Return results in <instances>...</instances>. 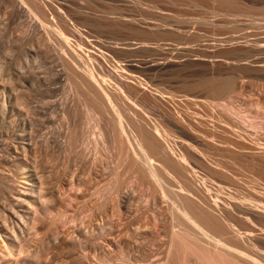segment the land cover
Returning a JSON list of instances; mask_svg holds the SVG:
<instances>
[{"label":"rangeland","instance_id":"rangeland-1","mask_svg":"<svg viewBox=\"0 0 264 264\" xmlns=\"http://www.w3.org/2000/svg\"><path fill=\"white\" fill-rule=\"evenodd\" d=\"M13 1L14 0H0V60H1V65L3 64L2 65L3 70L0 73L1 74L0 75V90H1L0 91V93H1L0 99L2 100V101L0 100V106L3 104V101H4L3 98L6 97L5 95H7V97H9L12 94L11 98H13V97H17L16 94L18 91H22V92H20L21 94L23 92H25V93L27 92L26 93L27 97L25 98V102L22 103L23 104V105H21L22 107L21 106H20L21 108L19 107L22 112L18 108L17 115L11 116V114H8V115L6 114V117H4L5 115L0 117V129L3 127L6 128V125H8V127L6 129L9 128L8 130H6L5 128L0 130V133H1L0 139L5 140L7 138L6 135L8 133H6V131L7 132L9 131L12 133V132H14V130L17 129L16 130L17 133H19L20 131L22 132L23 130L26 131V133L33 131L35 137L39 135L38 137H36V140H38L41 143L44 142V141H42V140H44L42 137L45 136L46 138L45 137L44 138L46 139V141L48 140L49 147L52 145L49 148L50 151H48L46 149H42V151H38L35 155H34V153H31L32 159H34L35 157H36L35 159H39V160L41 158L43 159V160L41 159L42 161L40 160L41 162H39V163H41L42 166H43V164L46 165V170H48V172H49V174H47V175H50V178L48 177L47 182L55 179V181L53 180L54 182L51 181L48 183H50V185L52 183H53L52 185H54V183H55V185H57L59 188L62 185L60 188L61 190L58 189V191H57V189H56V193H58V194L61 193V194H60V196H58L57 194L54 195V197L58 196V197H56L57 198L56 200L54 199L55 202L51 198V199H49V201L53 202L51 204L49 203V201H47V202H45L46 204H43L44 206L41 207V205L38 203V206H39L38 208L41 207L38 212H40V214L41 213L43 214L42 217H44V219H46L48 217V219H46V220L47 221L49 220L51 223L48 221L50 223L48 226L49 230H46L47 232L44 231V232H46V236H41L36 240L34 239V236H33V241H35V244H33L34 243L33 241H32L33 243L31 244L33 246L34 250L37 247L39 249V251H42L44 249L45 251L49 252L50 253L49 256L46 255L47 252L44 254V256H47L48 259L49 258L52 259V260L49 259V261H51V264H104V263L106 264L107 262H108L107 264H112L113 262H115V264H127L128 258L126 259L127 261H125L124 259L128 256H130L129 259L133 258L134 261L138 260L139 262L147 261L150 258H152V261H154L156 259H154L153 257L159 258V256H161V253H163V250H164L163 241L155 243V245L150 246V247H145V245H141V248L138 246H129L130 241L128 239L127 240L129 242L126 239H122V240L118 241L120 244L117 243L116 245L113 242L115 240V238H117V240L121 239L120 237H122L124 235V234H121V228H123L122 230H124V228H125L123 225L121 226V224L125 225L126 224L125 221L128 222V217L126 215L123 216V214H121V213H123L122 209L118 210L119 208L115 207L114 204H119V203H122L123 201H128L129 198L127 199V197H130L131 202L130 201L129 202L131 203L133 209H136V211L139 212L138 209H140L141 207H142L141 209L145 210V208H143L146 205L145 200L150 195V197H149L151 200L150 206L151 205L153 206V207H151V210L152 209L155 210L153 198L151 197V193L147 192V191H149V189L147 190V188L142 185L141 180L143 177H141V176H143V174H141V173L139 174V172L136 168L132 169V170L136 169L135 171H131V173L133 172L132 174L130 173V169H129L130 164L129 163L131 162L132 158L129 157V155H127L128 157L125 156L126 155L125 152H127V151H125V149H127L126 144L124 143V145L121 146V145H118V144H120V142L118 140H116L117 142L115 141V138L112 134V128H110L111 125H110V127L108 125L109 124V121H107L108 118L107 119L105 118L108 116L104 113L103 109L100 106L97 108V106L99 104L96 103L95 100L85 90H83L86 83L84 84L83 80L80 79L81 78L80 75L82 74L81 69H79V68L77 69L78 72L80 73L79 74L77 72L79 74L80 78L78 77V79H75L76 81H74V77L72 75H70L69 72H67L66 66H65L66 62H64L67 60V57L66 58L63 57L62 56L63 53L60 52V50H59L60 47H59V43H58V41H59L58 34L55 33L59 30L65 31V30H67L66 29L67 27H68V30L66 31V34H68L70 32V34H68V35L71 36V34H72V36H71L72 38L70 37L72 39V41L75 42V40H76V42H77V43L73 42L72 44H75V45L78 44L79 47L81 46L80 47L81 49L79 47L77 48V50H76L77 53L79 55H81V57L84 59H86L87 55H88L87 59H91L90 60V66L92 65L91 67L94 68L101 75H102V73H104V75L109 76V78L107 77L109 79V82L107 83L108 85L111 81H113V82H111L110 85H112V84L116 85V87L114 85H112L110 87V85H109V87L111 89H108L109 87H108V85H106L105 89L107 90V92L111 93V92H114V90L116 92L117 91V85H118L119 86L118 88L123 87L122 89L124 90L125 93H127V95L132 94L130 97L133 98V101L135 102V104L137 106V110H139V111H137L134 108V110H135L134 112H137V113L135 115V113L133 112L132 116L135 117V119L131 115H129L131 117H129L127 115L131 119L130 120L127 117L129 119V121H132V118L135 121L139 120V119H141L139 117L140 114L142 115L145 112H148V113L144 114L145 116L144 115L141 116L148 123V125H149L148 127H150V123H152V121L147 120L146 116L148 118H150L151 120L153 118L154 124L158 121H159V123L162 122L161 126L164 127L165 130L168 129V127L170 126L168 131L175 136H179V134H180L179 131L184 132V134H186V136L191 138L192 140L185 141L184 146H183L184 147L183 150L186 149L185 151L186 152L188 151V153H190L193 156L194 159H192V161L196 165V167L198 168L197 171L200 172L199 174L204 175L205 177H207L210 180H214L217 184H219L225 188H234L233 181L235 179H238L239 180V184H238L239 188L238 189L243 190L245 193L246 192L249 193L250 196L253 197V201H254V199L257 201V202L254 201L256 204H259V205L264 204V81H262V80H256V81L250 80L252 82L251 83L249 81V79H244L243 80L244 83L241 82L240 85L238 86V88L235 89L230 96L222 97L223 99L220 97L222 100L219 97H218L219 100L217 97H214V98H216L218 103H220V101H221V103L224 102L225 104L231 105L237 111H239L238 113H240V115L238 116V119L240 121H244V123H245L244 129H238L237 128V121H236L237 118L234 121L230 122L229 125H225L222 122H218V121L213 120L207 114V112L205 111L203 106H201L200 104L196 103V105H193V104H191V102H188V105H187V103L185 104L183 95H187L188 93H190V91L188 89L185 90V88L182 87L183 85L185 87V84L190 85V83H185L188 80H189L188 82L192 81L191 82V84H192L196 80H197V82H199L200 80H202V78L203 79H206V78L210 79V78H212L213 75L219 76V77L220 76L225 77V76H227L226 74L228 72H230L231 69L233 68L232 66L227 65L225 63L226 60L224 58L222 59L221 57H219L220 61H219V58H217V60L216 59L213 60V61H216L215 62L216 63L215 71L213 69L215 67L214 62H212V63H204L203 62L202 63V61L201 62L198 61V63H197L194 59L200 55H203V54L204 55H206V54L218 55V53H219L218 56H221V55L230 56L228 59L229 62H233V63L239 62V64H241V66H242V64L247 63L248 65L247 64L246 65L250 68V70H253V68L255 69V65L257 63L254 64L255 63L254 61L264 60V30H263L264 29V23H263L264 22V20H263L264 14L262 12V10H264V0H230V1L229 0L228 1L223 0L225 2H231L232 1L231 3H235V4L239 3V5L242 3L243 6H247V5L251 6V7L247 6V8L251 9V12H248L249 14L246 13L244 15H241L242 17L235 16L236 18H234V16L229 15L227 13H224V14L221 13L223 11L216 13L217 11L215 10L216 12H214L213 8H215V6H218V5L216 3H210L209 0H206L205 2H204V0H199L198 1L199 3L196 0H187V1L186 0H180L181 2L186 1L185 3H190V6H189V4L188 5L186 4L187 6H185V3H181L178 0L177 1L175 0L174 2L175 3L180 2L181 4L177 3V5H176L173 2V0H140V1H138V0H101V1H99V0L98 1L97 0H87L88 3L86 2V0H82L80 2H79V0H75V1L74 0H71V1L67 0L68 4L64 3L66 0L65 1L59 0L58 3H56L57 0H53V1L43 0L45 3H47L49 5V6H47L48 10H45L46 6H44L45 8L43 6H37V7L41 11H44L45 14H47V15L50 14L49 16H47V15L43 16L41 13V16H43L44 19H46V20H44V19L42 20L40 18L41 17L40 13H37V14H39L38 18L36 16H34L33 13H31V12L29 13V10L32 9V6H28L27 9L21 8V6L16 4V2L14 3ZM104 1L106 3H103ZM60 2H63L64 5L62 6V4ZM109 3L111 6L109 5ZM195 3L197 4V6L195 5ZM70 4H73V5L70 6ZM182 4L184 6H181ZM205 4L208 6H203ZM59 5H61V6H59ZM24 9L26 12L24 11ZM253 10H258L259 12L253 11ZM112 11H113V13H112ZM255 12H257L258 16L255 14ZM111 13H112V15L113 14L114 15L111 16ZM220 13L222 14V16ZM252 13L255 15H253ZM213 14H214V16H213ZM218 14H220V15H218ZM225 14H227V15H225ZM228 15H229V17L232 16L231 18H233V19L231 20V18H229ZM246 15H249V16H246ZM58 16L60 17L59 19L57 18ZM243 16H245V17L243 18ZM250 16L251 17L257 16V17H254V19L252 18L254 20V22L252 19H250L251 18ZM62 17H64V19ZM178 17H179V20H178ZM186 17H191L190 20L191 19L192 20L195 19V20H193V21L191 20V22H190V20H188V18L186 19ZM214 17H215V19H214ZM237 17H238V19H237ZM55 18H57V19H55ZM115 18H116V20H114ZM211 18H212V20H210ZM255 18H257V19L255 20ZM141 19H142V21H140ZM183 19L185 22H183ZM130 20H132L133 22L132 21L130 22ZM134 20H138V21H134ZM187 20H188V22H187ZM58 21H60V22L58 23ZM158 21H160V22H158ZM194 21L196 22V24ZM261 21H262V23H260ZM135 22H137V23H135ZM163 22H165V24H163ZM181 22H183L184 24L183 23L181 24ZM192 22H194V24ZM253 23H255V24H253ZM55 24H57V25H55ZM60 24H61V26H60ZM68 24H72L73 26L70 25L72 28H70V26H68ZM259 24L262 26L260 27ZM64 25L66 28L62 27ZM252 25H254V27H252ZM47 26H48V28H47ZM156 26L157 27L159 26V27L157 28ZM160 26L164 30L159 29ZM173 26L174 27L177 26V28H174ZM53 27H55L57 31H54L55 28H53ZM57 27H59V28H57ZM61 27H62V29H60ZM127 27H128V29H127ZM151 27H152V29L154 27H156V28H154V30H152L154 33L150 30ZM164 27H167V28H164ZM235 27H237V29H239V27H240V31L243 34L240 33L239 30H238V33H240L241 36L236 34L237 30ZM251 27H252V29H251ZM255 27H257L256 29H258V30H255L254 29ZM172 28L175 31H173ZM69 29H70V31H69ZM156 29H159L160 31L157 30V32H156ZM181 29L183 32L181 34H179L181 32ZM233 29H234V31H233ZM241 29H244V30H241ZM133 30H135V31H133ZM161 30H163V31H161ZM259 30H260L259 33H255L256 31H259ZM141 32H144V34ZM146 32H148V33L150 32L147 38L150 39L151 37H153L152 39H150V41H149L150 43L145 41V40H149L146 38V34H148ZM160 32H162V34H159ZM174 32H176V33L174 34ZM184 32H188V34L184 33ZM231 32L233 35L231 34ZM234 32H235V35H234ZM168 33H170V35L176 36V40L173 37H171ZM153 34H155V35H153ZM177 34H179V35H177ZM244 34H247L245 36H248V37L250 36L249 38L246 37L247 40L242 39L245 41H240V42H244L245 45H243L244 43L241 44L239 41H238L239 43L237 41L232 42L233 41L232 38L234 39L237 37H242ZM252 34H253V36H252ZM156 35H157V37H156ZM229 35H231V36H229ZM258 35H259V38H258ZM84 36H85V38H84ZM158 36L161 38H159ZM169 36H170V39L167 40V38ZM177 36H179V37L181 36V37L177 38ZM141 37H143V38H141ZM189 37L191 39H187ZM225 37H226V39H225ZM229 37H232V38H229ZM252 37H255V38H252ZM156 38H157V41L159 39V41H160V42L158 41L159 43L156 42L155 40L153 41V39H156ZM164 38H166V39L164 40ZM171 38H173L174 40L172 39V41H170ZM251 38H252V40H251ZM178 39H180V40H178ZM218 39L219 40L223 39V40H221V42L223 41V43L228 39V41L231 43L226 41L227 43H224V45L226 47L228 45V47H227V49L224 50L225 47H224L223 43L221 45L220 41ZM258 39L261 40L260 44L256 43L257 41H259ZM142 40H143V42H141ZM216 40H218L219 42H217ZM250 40L254 41V43L252 44V42ZM173 41H175V42L180 41L182 44L180 42H179V44L177 42L175 44ZM187 41H189V42H187ZM194 41H195V43H194ZM248 41H250V42H248ZM45 42H47L48 44ZM215 42H217V43H215ZM53 43H55V44H53ZM142 43H144V44H142ZM190 43H191V46L189 45ZM228 43L232 44L233 46L231 45V48H229ZM247 43H250L251 45L247 44ZM152 44H154V45H152ZM214 44L218 45V47H216ZM236 44L237 45L239 44L238 47ZM246 44L248 45V47L246 46ZM252 45L253 46L257 45V46L252 47ZM213 46H215L216 48H214ZM219 46L223 47V50H220L222 48H219ZM235 46H236V49H233V48H235ZM244 46H246V47H244ZM40 48H42V49L40 50ZM217 48L219 50H217ZM228 48H229V50H228ZM53 49L54 50L56 49V50L52 51ZM212 49L214 50L213 53H212ZM170 50H172L174 53ZM109 51L111 53H109ZM226 51H227V53H226ZM232 51H234V52L231 53ZM235 51L236 52L238 51V52L235 53ZM169 52H170V54H167ZM171 52L173 55H171ZM102 53H104V54H102ZM149 53H151V54H149ZM191 53H193V54H191ZM194 53H196V56ZM106 54L107 55L109 54V55L107 56ZM111 54H113V55L115 54V55L113 56ZM123 54H125V55H123ZM166 54L169 56L168 57L169 59L166 57L167 56ZM182 54H184V55L186 54L185 58L183 55L182 59H180ZM235 54H237V55H235ZM104 55H105V58H104ZM128 55H129V57H128ZM140 55H141V57H140ZM170 55H171V57H170ZM190 55H193L195 57L190 56ZM177 56L178 57L180 56V57L177 59V62H176L175 60H176ZM188 56H189V59L186 58ZM115 57H117L115 59L117 61H121V58H122L124 63H123V61H121V62L115 61L114 60ZM148 57H149V59H148ZM162 57H163V60L161 59ZM190 57H192V58H190ZM256 57H258V58H256ZM108 58H109V61H108ZM129 58L132 59L131 62H130V60H128ZM164 58H166L168 60L165 59V61H164ZM34 59L36 60V64H37L36 65L37 68L35 69L37 72L34 71V67H33L34 66ZM159 59H161V61ZM184 59H185V61L188 59L190 62L188 60L185 62ZM255 59H257V60H255ZM126 60H128V61H126ZM68 61H69V59H68ZM114 61L116 63V66L114 64ZM155 61L157 64L155 63ZM158 61H159V63H158ZM166 61H168L170 63L168 64V62H166ZM171 61L172 62L174 61L176 64H174V62L172 64ZM20 62H22V63H20ZM178 62L182 65H180V64L178 65ZM195 62L197 65L195 64ZM221 62H222V65H221ZM121 63L123 64V66ZM129 63H131V64L129 65ZM117 64H118V66H117ZM160 64H161V66H160ZM185 64H186V66H185ZM211 64H213V65L211 66ZM21 66H23V67H21ZM153 66H155V67H153ZM158 66H160V67H158ZM189 66H191V67H189ZM30 67H31L32 72H33V73H31V71H30L31 74L28 71V70H30V69H28ZM100 67H102V68H100ZM122 67H124V68L120 69ZM221 67H223V69ZM190 68L193 70H191ZM211 68L213 69V71L211 70ZM218 68L221 70H219ZM126 69L129 70L127 75L124 74L127 72ZM184 69H185V71H182ZM202 69H204V72L202 71ZM119 70H122L124 72L122 73V71L120 72ZM168 70H171V71H168ZM174 70L175 71L178 70L175 72L176 74L173 72ZM101 71H102V73H101ZM155 71H156V73H155ZM181 71H182V75H184V76L181 75ZM191 71H193V73H191ZM223 71L225 72V74ZM131 72L133 75L129 74ZM35 73H36V78L34 77ZM67 73H69V75ZM2 74H3V76H2ZM28 74H30L31 76L29 75V77H28L27 76ZM191 74H193L194 76ZM207 74H209V75H207ZM263 74H261V75H263ZM4 75H5V77H4ZM128 75L129 76L132 75V76L128 77ZM179 75H181V76L178 77ZM189 75H191V77ZM249 75L251 77H257V75H260V74L250 73ZM123 77H124V79H123ZM132 77H134V78L132 79ZM171 77H173V78H171ZM176 77H178V78H176ZM20 78H21L22 82L20 81L21 83H19V84H21V86L19 87L18 86L19 84L16 81H18V79H20ZM44 78H46V79H44ZM161 78H162V80L167 79L166 82L164 80L165 84L161 81ZM168 78H170L169 80H171V79H173V80L169 81ZM174 78H176V79H174ZM181 78H183V79H181ZM7 79L9 80L8 82H7ZM33 79H36V80H33ZM128 79H129V81H127ZM159 79H160V81H159ZM177 79H180V82H177V81H179ZM184 79L185 80L187 79V80L185 81ZM2 80L5 81L4 82L5 84L7 83L6 84L7 86L12 85L11 83H13L12 86H15L14 89H16V90L19 88L18 91L12 89L13 90V92H12L10 89V92H9V87L7 88V86L4 87L5 88L4 89L3 86H5V85H4ZM81 80H82V84L84 85L83 88L81 87L82 86ZM122 80H124L125 83ZM133 80H136V81H133ZM137 80H138V83L136 86L135 83L137 82ZM174 80H176V81L174 82ZM73 81L76 83H80V85L79 84L76 85V83H73ZM78 81H80V82H78ZM132 81L135 83H133ZM172 81H173V83H172ZM121 82H123V83H121ZM126 82L129 85L126 84ZM147 82H148V85H147ZM153 82H155V83H153ZM158 82H159V84H164V85H159ZM247 82H249V83H247ZM253 82H255V83H253ZM139 84L140 85L142 84V86H141L142 88L139 87ZM167 84L169 86L170 85H174V86H171L170 87L171 89L169 90V86H167ZM176 84L179 85L180 88ZM100 85L104 86V84H100ZM143 85H145V86L143 87ZM156 85H158L160 89L157 88L158 86L155 87ZM113 86L115 89L113 88ZM165 86H167V87H165ZM124 87H126V89ZM145 87H147V88L149 87V89L147 90V88H145ZM161 87L163 88L164 93H161V91H160V90H162ZM173 87H175V88L172 89ZM240 87H242L243 89H241ZM181 89H182V91H181ZM3 90L4 91L6 90L5 91L6 94L4 93L5 95L2 93ZM149 90H150V92H149ZM153 90H154V92H152ZM168 90L170 92H173L174 96ZM176 90H180L179 92H182V93H179L178 91L174 92ZM131 91H133V92L131 93ZM155 91H156V93L158 92V96L155 93ZM20 93H18L17 95L20 96L21 95ZM166 93H170V96L171 95L172 96L170 97L169 94H166ZM196 93L197 94H203L204 92L196 91ZM2 94H3V96H2ZM153 94H156L157 97H155V95H153ZM180 94H183V95H180ZM163 95H165L166 97L169 96L167 98L169 101ZM177 95H179L178 98H177ZM204 95H202L198 99L199 103L202 102L201 104L204 103L202 100L206 99L205 98L206 95H205V97H203ZM161 98L163 101L161 100ZM84 100H85V102H84ZM90 100H92V101H90ZM165 100L167 102H165ZM209 100L214 102V103H217V102H215L216 100L213 98H211ZM87 101L90 102V105ZM170 101L174 104L170 103ZM177 101L179 103H181L180 104L181 106L179 105V103H177ZM94 102H95V104H94ZM185 102H187V101H185ZM91 104L95 105L96 109L95 108L94 109L88 108L89 106L92 107ZM26 105H27V109H28L27 112L29 114H31L30 116H28L29 114H26V110H25ZM122 105H120L121 108L123 107ZM175 105L177 107H175ZM126 106L128 107V105H126ZM29 107H30V109H29ZM31 107H33V108H31ZM40 108H42V109H40ZM130 108H133V107L130 105ZM139 108H141V109H139ZM177 108L182 109V110L178 111L179 109H177ZM88 109H90L91 111ZM123 109H124V107L122 108V110ZM30 110H31V113H30ZM95 110L96 111L98 110L97 113ZM19 111H20V115H19ZM88 111H90V113L94 115L93 118L96 120V122H95V120H93V122H92L94 127L92 126V123L89 124L90 126L87 125V123H88L87 121L89 119L88 117L90 116ZM182 111H183L185 116L183 115ZM184 111H186V112H184ZM35 112L38 114H36ZM64 112H65V114H64ZM178 112L181 113V114L179 113V115H178L179 117L176 115V114H178ZM149 113H150V116H149ZM137 114H138V116H137ZM146 114H148V115H146ZM25 115H27V116H25ZM36 115H38V116H36ZM17 116H18V119H17L18 121H16ZM23 116H25L27 118H29V117H31V118H29L30 120L29 119L26 120V118ZM7 117H8V119L5 120ZM10 117H12V118H10ZM32 117H34L35 120ZM20 118H22V119H20ZM96 118L99 120H97ZM13 119H15L14 120L15 124H14ZM37 119H39L38 122H36ZM50 119H51V121H50ZM182 119H184L186 123H183ZM165 120H166V122H165ZM179 120L182 122H180ZM39 121L42 124H44L45 128L44 127L41 128V126H43V125L40 124ZM104 121L106 122V124L108 126L105 124ZM148 121H150V122H148ZM167 121H168V123H167ZM11 123H13L14 125ZM20 123H21V125H20ZM29 123L30 124L32 123L33 125H30ZM166 123H167V127H166ZM10 124L12 125V127H10L11 126ZM25 124H27V126ZM34 124L35 125L37 124L38 127L40 125L41 126L38 128L37 125L35 126ZM69 124H71V127L69 126ZM85 124L88 126L87 128L86 127L83 128L81 126V125L86 126ZM101 124L103 127L100 126ZM95 125H99L98 127H101L100 128L101 130L103 129L104 131H107V132L109 131V134H108L109 136L107 135V132L105 133L102 130L103 131V137H101L99 135V132H98L99 130H97L98 128H95ZM17 126H19V127H17ZM75 126H76V128H75ZM105 126H107V127H105ZM260 126H262V128ZM68 127H70V128H68ZM81 127L83 128V131L86 128L84 131L85 135L83 134ZM215 127H217V130L212 131L211 129H213ZM19 128L21 130H19ZM29 128L31 131L29 130ZM74 128L77 131H78V129L79 130L81 129L80 130L81 132L78 131V134H77V131L74 130ZM36 129H38L40 132L37 131ZM105 129H108V130H105ZM150 129H152V125H151ZM174 130L175 131L177 130L176 131L177 133H174L173 132ZM58 131L60 132V138L63 137V139H65V141L63 139H60V138L57 139L59 137ZM91 131L94 134H92ZM38 132L41 134H37ZM69 132L73 133V134L71 135ZM79 132L81 134H83L84 136L82 137V135ZM57 133H58V135H55ZM104 133L108 136V138L106 137V135ZM67 134H68V136H67ZM69 134H70V136H69ZM88 134L90 136H92V138ZM2 135H4L5 138L4 137L2 138ZM75 135H79V137H77ZM87 135L90 138L87 137ZM68 137H70V141H69ZM104 137H106L107 139ZM37 138H39L40 140ZM77 138H79L81 140H78ZM85 138H87L88 141ZM100 138H104L106 140H103ZM55 139L58 140V143H59V140L63 141V142L60 141L62 147L56 142L53 143V140L57 141ZM66 139H68V140H66ZM99 139L101 141V144L99 142ZM4 140H1V141L4 142ZM9 140L11 141V139H9ZM80 141H81V144H80ZM85 141H87L88 143L90 142L91 144L90 143L88 144ZM5 142H6V140H5ZM64 142L66 143V145ZM115 142H116L118 147H116ZM178 142H180V140H178ZM7 143H8V139H7ZM62 143H64V144H62ZM68 143L70 144L69 148H68V146H69ZM83 143H86L87 146L85 144V146L82 147L84 145ZM186 143H192V144L189 145ZM8 144L12 145V141H11V143H8ZM8 144H6V145L3 144L2 146H0V148L3 149V148H5V146H8ZM79 144L81 145L80 147H78ZM178 144H180V143H178ZM72 145H74V147H72ZM101 145H102V147H100V149H98V147ZM75 146H76V149L78 147L77 150L75 149ZM103 146H105V147L103 148ZM101 148H103V149H101ZM52 149H54V150H52ZM104 149L106 151H104ZM114 149H116V150H114ZM120 152H121L122 156L120 155ZM1 154H2V152H0V159H1ZM152 155L153 154H151V156ZM120 156L122 158H123V156H125L128 159L124 157L125 159L121 158V161H120V160H118L120 158ZM130 156H132L131 152H130ZM27 159L29 160L30 158L28 157ZM122 161H124L123 163L127 166L129 164L128 169H127V166L125 167V165L123 167ZM24 162H26V160H24ZM118 162H119V165H117ZM7 165H9V163H6L5 161H0V168L2 169V170H0V177L2 176V174L5 173L4 175H6V174L9 175V179L12 182L10 184H12V185L20 184L19 182H21V181H19V180H18V182L13 181V180H17V179L15 178V176H13L12 172L7 173V172H9L8 168L5 167ZM3 167H5V168H3ZM107 170H108V172H107ZM116 170H117V172H116ZM54 172L56 173V175ZM59 172L62 174H60ZM113 172H114V174H113ZM71 173H73V174H71ZM136 173H138V174L136 175ZM75 174H76V176H78L77 178H76ZM71 175H74L72 182H73V180L75 182H73V183L70 181ZM139 175H141V176H139ZM83 176H84V178H83ZM137 177L141 178V180H139V178H137ZM66 178L67 179L70 178V179L67 180ZM80 178L83 179V182H82V180H80ZM118 178H120V180ZM63 179H64V181H63ZM131 179L133 180V182ZM77 180L78 181L80 180V181L78 182ZM60 181H61V183L62 182L64 183L65 181H67L68 184H66V182H65V184H63V183L61 184ZM119 182H123L124 186H123V184L122 185L119 184ZM57 183H60V184H57ZM70 183H71V186H70ZM140 183H141V185H140ZM78 184H80V186H78ZM21 185L24 187V185L22 183L19 186L22 187ZM137 185H138V187H137ZM54 186H52V187L54 188ZM57 186H55V188H57ZM118 187L120 188L119 192L115 193V191H113V190L115 188H118ZM123 187L126 190L125 194L123 193L124 192ZM120 190H122L121 191L122 193L120 192ZM126 192H129V193L132 192V193H130L128 196V195H126ZM133 192H135V193H133ZM227 192H229V191H227ZM0 194H1V192H0ZM110 194H111V196H113V198L110 196ZM120 194H121V196H119V197L121 199L118 197V200H117V196ZM123 194L127 197L125 198V196ZM130 195L133 197V199ZM108 196H110L111 198ZM224 196H223L224 200H228L227 198H229V196L228 195L227 196L224 195ZM141 197L143 198L142 200H141ZM0 198H1L0 201L2 202L3 197L0 196ZM114 198H115V200H114ZM110 199H111V201H109ZM133 200H134V202H133ZM136 200H137V202H136ZM143 200H144V202H143ZM3 201H4V199H3ZM112 201H114V202H112ZM56 203H58V204H56ZM108 203H109V205H108ZM261 203H263V204H261ZM47 204L51 205V206H49V208L47 207L48 211L52 210L51 211L52 214L50 213L51 215L49 214V212L47 213L46 210H45L46 213L44 212V209L46 208L45 205L47 206ZM111 204L113 205V207L111 206ZM245 206H246V208H245ZM245 206H242V205L236 206L238 209V210L236 209L237 214H239V215H236V213H235V214H232L229 216L231 218V220L233 221V223L236 224V227L239 230L241 229V231H240L241 235L240 234L239 235L242 237L244 236L243 237V239H244L247 237L245 235L247 232L253 231V233H256V235L258 234L259 237L262 234L264 236V230H263L264 229V208H262V209L256 208V207H254L252 205H248V204H245ZM106 207H108V208H106ZM263 207H264V205H263ZM50 208H51V210H50ZM114 209H116V210H114ZM41 210H43V211H41ZM144 210H140V213ZM153 210L151 212H149L150 216L153 215ZM115 211H116V213H114ZM40 214H39V216H40ZM119 214H121L120 217L118 216ZM46 215H47V217H46ZM105 215L106 216L110 215V216H107L108 217L107 218ZM39 216H37V217L39 218ZM42 217H41V219H43ZM109 217H111V218H109ZM121 217H123V218H121ZM116 218H117V221H116ZM107 219L110 222L113 220V222H112L113 224L110 223L109 221H107ZM252 220H253V222H252ZM114 221H116V222L114 223ZM121 221H124V222L122 223ZM106 223L108 225L111 224V226L106 225ZM252 223H254V226ZM115 224L116 225L118 224L119 227L116 226ZM167 224L169 225V222ZM167 224H166V226H168ZM255 226H257V227H255ZM100 227H101V229H100ZM116 227H118V228H116ZM114 230L116 231V234H115ZM112 233H114L115 235H112ZM57 234H61L59 239L62 238V236H64V238L65 237H67V238H65V239L62 238V239H60L61 241H59V240H57L58 239ZM47 235L50 236V237H48L49 239L47 238ZM84 235L86 237L87 236L89 237V238L87 237L88 240H87V238H85ZM110 235H112V236H110ZM240 236H238V233L236 235L233 232H230L228 235V237H230V238L237 237V238H239V240H241L242 237H240ZM43 237H44V239L42 241L44 244L41 241V239ZM106 237L108 238V240H106L107 239ZM261 238L263 241L262 243L264 244V238L263 237H261ZM45 239L46 240L48 239V240L46 241ZM111 239L112 240L114 239V240L112 241ZM39 240L41 242H39ZM105 240L106 241L111 240L113 242L112 243L113 246L111 245V249L107 250V252H106V249L110 248V247L106 246ZM45 241H46V243H45ZM87 241H91V242H87ZM41 243L44 245L42 250H41V247H42ZM82 243H83V245H81ZM88 243H89V245H88ZM36 244H38V245H36ZM34 245L36 247H34ZM84 245H88L87 248H85L86 246H84ZM93 245H94L95 249H94V247H91ZM81 246L85 249H82ZM89 247H91V248H89ZM103 247L105 248V250L103 249ZM53 248L55 250L52 251ZM77 248H80V249L77 250ZM92 248L95 251H93ZM38 249H36L37 250L36 253L39 252ZM70 249L71 250L74 249V251L75 250L78 251V253H76L78 256L75 254H72L74 251L73 250L70 251ZM83 250L84 251L86 250V251L83 253V252H81ZM103 251H105V252H103ZM36 253H35L34 259L35 258L37 259L40 255L42 258V256H43L42 252H39L37 254ZM85 253L88 256H90L89 259ZM103 253H105V254H103ZM80 254H81V258L84 255V256H86L85 258H87L88 260L87 259H86L87 261L86 260H84V261L79 260V259H81V258H79ZM73 255H74V257H72ZM124 255H126L125 258H124ZM76 257H78V259ZM41 258L39 257V259H41ZM85 258H83V259H85ZM101 258H102V260L105 258L106 262H102V260H100ZM36 259H35V261H36ZM49 261H48V264H49ZM80 261L83 263H78ZM103 261H105V260H103Z\"/></svg>","mask_w":264,"mask_h":264},{"label":"bare ground","instance_id":"bare-ground-1","mask_svg":"<svg viewBox=\"0 0 264 264\" xmlns=\"http://www.w3.org/2000/svg\"><path fill=\"white\" fill-rule=\"evenodd\" d=\"M49 1V0H48ZM51 1H53V0H51ZM58 1L59 0H57V2L56 3H58ZM65 1V0H64ZM71 1V0H70ZM75 1V0H74ZM80 1H82V0H79V2ZM98 1V0H97ZM99 1H101V0H99ZM138 1H140V0H138ZM175 0H173V2H174ZM177 1V0H176ZM178 1H180V0H178ZM187 1V0H186ZM185 1V2H186ZM197 2L199 1V0H196ZM206 0H204V2H205ZM210 1V3H216L218 6H215V8H213L214 9V12H216V13H218V12H220V11H223V12H221V13H227V14H229V15H232V16H234V18H236L235 16H238V17H242L241 15H244V14H246V13H248V12H251V9H249V8H247V6L249 7L250 5H247V6H243V4L241 5H239V3L238 4H235V3H231V2H225V1H223V0H209ZM228 1V0H227ZM230 1V0H229ZM14 3L16 2V4H18L19 6H21V8H25V9H27V7L28 6H32V9L31 10H29V13L31 12V13H33L34 14V16H36L37 18H38V15L39 14H37V13H40V16H41V13H42V15L43 16H46L47 14H45V12L44 11H41L37 6H46V8H45V10H48V7L47 6H49L47 3H45L43 0H14L13 1ZM84 2V1H83ZM86 2H87V0H86ZM110 2V1H109ZM146 2V1H145ZM149 2V1H148ZM181 2V1H180ZM178 3V2H174L176 5H177V3L178 4H181V3H185V2H181V3ZM196 2V3H197ZM238 2V1H237ZM55 3V4H56ZM61 4H62V6L64 5L63 4V2H60ZM64 3H67V0L64 2ZM72 3V2H71ZM88 3V2H87ZM92 3V2H91ZM103 3H106L105 1L103 2ZM112 3V2H111ZM134 3V2H133ZM195 3V5L197 6V4ZM199 3V2H198ZM203 3V2H202ZM208 3V2H207ZM209 3V4H210ZM68 4V3H67ZM142 4V3H141ZM189 4V6H190V3H185V6H187V5ZM204 4V3H203ZM66 5V4H65ZM71 5H73V4H70V6ZM109 5H110V3H109ZM144 5V4H143ZM175 5V6H176ZM212 5V4H211ZM210 5V6H211ZM34 6V7H33ZM59 6H61V5H59ZM69 6V5H68ZM106 6V5H105ZM111 6V5H110ZM179 6V5H178ZM181 6H184L183 4L181 5ZM199 6V5H198ZM201 6V5H200ZM203 6H208V5H203ZM213 6V5H212ZM13 7V6H12ZM251 7V6H250ZM256 8V7H255ZM254 8V9H255ZM25 9H24V11H25ZM253 9V8H252ZM216 10V11H215ZM54 11V10H53ZM213 11V10H212ZM253 11H258V10H253ZM26 12V11H25ZM52 12V11H51ZM58 12V11H57ZM213 12V13H214ZM259 12V11H258ZM262 12H263V14H264V10H262ZM53 13V12H52ZM112 13H113V11H112ZM112 13H111V16H113L112 15ZM220 13V14H221ZM254 13V12H253ZM252 13V14H253ZM109 14V13H108ZM212 14V13H211ZM220 14H218V15H220ZM227 14H225V15H227ZM249 14V13H248ZM255 14L257 15V12H255ZM255 14H253V15H255ZM50 14H48L47 16H49ZM63 15V14H62ZM61 15V16H62ZM229 15H228V17H229ZM251 15V14H250ZM260 15V14H259ZM43 16H41L40 18L43 20L44 19V17ZM64 16V15H63ZM187 16V15H186ZM189 16V15H188ZM213 16H214V14H213ZM221 16H222V14H221ZM231 16V17H232ZM246 16H249V15H246ZM252 16V15H251ZM250 16V17H251ZM258 16V15H257ZM257 16H254V17H257ZM70 17V16H69ZM119 17V16H118ZM231 17H229V18H231ZM238 17H237V19H238ZM245 16H243V18H244ZM249 17V18H250ZM254 17H251L250 19H254ZM54 18V17H53ZM58 19L60 18L59 16L57 17ZM57 18H55V19H57ZM63 19H64V17H62ZM67 18V17H66ZM110 18V17H109ZM120 18V17H119ZM177 18V17H176ZM188 18V20H190V18L191 17H186V19ZM193 18V17H192ZM204 18V17H203ZM209 18V17H208ZM248 18V17H247ZM54 19V20H55ZM68 19V18H67ZM134 19V18H133ZM132 19V20H133ZM136 19V18H135ZM147 19V18H146ZM173 19V18H172ZM185 19V18H184ZM184 19H183V22H185L184 21ZM185 19V20H186ZM214 19H215V17H214ZM233 18H231V20H232ZM252 19V20H253ZM257 18H255V20H256ZM44 20H46V19H44ZM48 20V19H47ZM114 20H116V18L114 19ZM132 20H130V22L132 21ZM144 20V19H143ZM178 20H179V17H178ZM188 20H187V22H188ZM192 20V19H191ZM191 20H190V22H191ZM193 20H195V19H193ZM192 20V21H193ZM210 20H212V18L210 19ZM222 20V19H221ZM242 20V19H241ZM264 20V19H263ZM50 21V20H49ZM124 21V20H123ZM134 21H138V20H134ZM140 21H142V19L140 20ZM155 21V20H154ZM249 21V20H248ZM60 21H58V23H59ZM122 22V21H121ZM128 22V21H127ZM133 22V21H132ZM144 22V21H143ZM142 22V23H143ZM146 22V21H145ZM158 22H160V21H158ZM162 22V21H161ZM166 22V21H165ZM165 22H163V24H165ZM183 22H181V24L183 23ZM186 22V23H187ZM195 22V21H194ZM194 22H192L193 24H194ZM253 22H254V20H253ZM45 23V22H44ZM135 23H137V22H135ZM167 23V22H166ZM209 23V22H208ZM260 23H262V21L260 22ZM264 23V22H263ZM159 24V23H158ZM180 24V25H181ZM184 24V23H183ZM195 24H196V22H195ZM246 24V23H245ZM253 24H255V23H253ZM50 25V24H49ZM55 25H57V24H55ZM66 25V24H65ZM65 25L64 26H62V27H65ZM70 25H72V24H68V26H70ZM135 25V24H134ZM168 25V24H167ZM189 25V24H188ZM208 25V24H207ZM60 26H61V24H60ZM59 26V27H60ZM67 26V25H66ZM73 26V25H72ZM211 26V25H210ZM227 26V25H226ZM259 26L261 27L262 25H260L259 24ZM59 27H57V28H59ZM62 27L60 28V29H62ZM157 27V26H156ZM156 27H154V28H156ZM159 27V26H158ZM157 27V28H158ZM174 27V26H173ZM215 27V26H214ZM217 27V26H216ZM252 27H254V25H252ZM252 27H251V29H252ZM46 28V27H45ZM47 28H48V26H47ZM53 28H55V27H53ZM66 28V27H65ZM64 28V29H65ZM70 28H72L71 26H70ZM154 28L152 29V27H151V31L152 30H154ZM164 28H167V27H164ZM174 28H177V26L176 27H174ZM180 28V27H179ZM236 28V30H237V33L236 34H238V35H240V33H242L241 31H240V27H239V29H237V27H235ZM257 27H255L254 29L255 30H258V29H256ZM67 30H68V27L66 28ZM127 29H128V27H127ZM136 29V28H135ZM159 29H163V28H161V26H160V28ZM159 29H156V32H157V30H159ZM173 29V28H172ZM212 29V28H211ZM227 29V28H226ZM67 30H65V31H62V30H59V31H57L56 30V28H55V30L54 31H57V32H55V33H57L58 34V39H59V41H58V43H59V47H60V52L61 53H63V57H67V60L66 61H64V62H66L65 63V66H66V70H67V72H69L70 73V75H72L73 77H74V81H76L75 79H78V77L80 78V76H81V78L80 79H82L83 80V83L85 84V86L82 84V80H81V84H82V88H83V86H84V89L83 90H85L94 100H95V102L96 103H98L99 105L97 106V108L100 106L102 109H103V111H104V113L108 116V117H105L106 119L108 118V120L107 121H109V127H110V125H111V127L110 128H112V134H113V136H114V138H115V141L116 140H118L119 142H120V144H118V145H121V146H123L124 145V143L126 144V148L127 149H125V151H127V152H125L126 153V155L125 156H127V155H129V157H131L132 159H131V162L129 163L130 164V166H129V164H128V166L130 167L129 169H130V173H131V171H135L136 169L138 170V172H139V174L141 173V174H143V176H141V175H139V176H141V177H143L142 178V180H141V178H139V177H137V178H139V180H141L142 181V185L143 186H145L146 188H147V190L149 189V191H147V192H150L151 193V197L153 198V203H154V209L155 210H153V215H149V212H151L152 210H151V207H153L152 205L150 206V195L146 198V200H145V207H143V208H145V210L144 209H138L139 210V212L138 211H136V209H133V207H132V205H131V199H130V197H127V196H125L124 194H125V189H124V187H123V190H124V196H125V198L127 197V199H128V201H123L122 203H119V204H114V206L115 207H118L119 209L118 210H120V209H122V212L123 213H121V214H123V216H127L128 217V222L127 221H125V225L124 224H121V226L123 225L125 228H124V230H122L123 228H121V234H124L122 237H120L121 239H119V240H117V238H115V240L113 241L112 239V241L115 243V245L118 243V244H120L118 241H120V240H122V239H128L127 241L129 242V246H138V247H140L141 248V245H145V247H150V246H153V245H155V243H158V242H160V241H163V243H164V250H163V253H161V256H159V258H155V257H153L154 259H156V260H154V261H152V258H150V259H148L147 261H143V262H139L138 260L136 261H134L133 260V258H130L129 259V257L130 256H128V257H126L125 258V256L126 255H124V260L125 261H127L128 263L127 264H264V244L262 243L263 241H262V238L261 237H263L264 238V236H263V234L261 235L260 233V237H259V235L257 234L256 235V233H253V231H249V232H247L245 235L247 236L246 238H244L243 239V237L242 236H240L241 234H240V231H241V229L239 230L237 227H236V224L235 223H233V221L231 220V218L229 217L230 215H232V214H235L236 213V215H239V214H237V207L236 206H245V204H248V205H252V206H254V207H256V208H264L263 207V203H261V204H263V205H259V204H256L254 201H256L255 199H254V201H253V197L252 196H250V194L249 193H245L243 190H241V189H238L239 188V180L238 179H235L234 181H233V183H234V188H225V187H223V186H221V185H219V184H217L214 180H210V179H208L207 177H205L204 175H201V174H199L200 172H198L197 170H198V168L196 167V165L193 163V161H192V159H194L193 158V156L190 154V153H188V151L186 152L185 150H183V146H184V143H185V141H189V140H192L191 138H189V137H187L186 136V134H184V132H182V131H179V136H175V135H173V134H171L169 131H168V129H169V127H168V129H166L165 130V128L164 127H162L161 126V123H159V121L158 122H156L155 124L153 123V118H152V120L150 119V118H148L147 116H146V118H147V120H150V121H152V123H150V127H148L149 125H148V123L146 122V120L145 119H143L141 116H143L145 113H148V112H143L144 114H140L139 115V117L141 118V119H139V120H133V118L135 119V117H133L132 116V114H133V112L135 111L134 110V108L137 110V106H136V104H135V102L133 101V98H131L130 96L132 95H127V93H125L124 92V90L120 87V88H118L119 86L117 85V91L115 92V90H114V92H111V93H109V92H107V90L105 89L106 88V85H108L107 83L109 82V76H106V75H104V73H102V71H101V73H102V75L100 74V73H98L94 68H92L91 66H90V60L91 59H87L88 58V55H87V58L86 59H84V58H82L81 57V55H79L78 53H77V48L79 47V45L78 44H72L74 41H72V34H71V36L70 35H68V34H70V32L68 33V34H66V31ZM149 30V31H150ZM164 30V29H163ZM163 30H161V31H163ZM238 30H239V32L240 33H238ZM241 30H244V29H241ZM264 30V29H263ZM52 31V30H51ZM53 31V32H54ZM69 31H70V29H69ZM133 31H135V30H133ZM140 31V30H139ZM160 31V30H159ZM158 31V32H159ZM166 31V30H165ZM173 31H175L174 29H173ZM177 31V30H176ZM179 31V30H178ZM185 31V30H184ZM188 31V30H187ZM233 31H234V29H233ZM232 31V32H233ZM246 31V30H245ZM153 32V31H152ZM180 32V31H179ZM183 31H182V29H181V32L179 33V34H181ZM232 32H231V34H232ZM260 32V30L259 31H256L255 33H259ZM136 33V32H135ZM141 33H143L144 34V32H141ZM146 33H148V32H146ZM150 33V32H149ZM149 33L148 34H146V38L148 37V35H149ZM154 33V32H153ZM176 32H174V34H175ZM184 33H187L188 34V32H184ZM192 33V32H191ZM245 33V32H244ZM52 34V33H51ZM159 34H162V32H160ZM169 35H170V33H168ZM167 34V35H168ZM179 34H177V35H179ZM243 34V33H242ZM254 34V33H253ZM253 34H252V36H253ZM48 35V34H47ZM81 35V34H80ZM83 35V34H82ZM151 35V34H150ZM153 35H155V34H153ZM233 35V34H232ZM234 35H235V32H234ZM245 35H247V34H244L242 37H237V38H232V37H229V38H232V42H235V41H245V40H247L246 39V37H248V36H245ZM249 35V34H248ZM251 35V34H250ZM255 35V34H254ZM260 35V34H259ZM259 35H258V38H259ZM53 36V35H52ZM161 36V35H160ZM171 37H173L175 40H176V36H173V35H170ZM170 36L167 38V40L168 39H170ZM193 36V35H192ZM196 36V35H195ZM229 36H231V35H229ZM241 36V35H240ZM245 36V37H244ZM71 37V38H70ZM150 37V36H149ZM155 37V36H154ZM156 37H157V35H156ZM159 37V36H158ZM181 37V36H180ZM179 36H177V38H180ZM234 37V36H233ZM250 37V36H249ZM248 37V38H249ZM257 37V36H256ZM83 38V37H82ZM84 38H85V36H84ZM87 38V37H86ZM115 38V37H114ZM141 38H143V37H141ZM153 37H151L150 39H152ZM159 38H161V37H159ZM173 38H171V40L170 41H172V39ZM216 38V37H215ZM228 38V39H229ZM252 38H255V37H252ZM252 38H251V40H252ZM52 39V38H51ZM147 39H149V38H147ZM150 39L149 40H145V41H147V42H149L150 41ZM166 38H164V40H165ZM173 39V40H174ZM182 39V38H181ZM187 39H191L190 37L189 38H187ZM196 39V38H195ZM225 39H226V37H225ZM224 39V40H225ZM228 39L226 40V41H228ZM242 39H245V40H242ZM40 40V39H39ZM156 41V42H158L159 41V39H158V41H157V38L156 39H153V41ZM178 40H180V39H178ZM219 40V39H218ZM216 40L217 42H219L220 41V44L222 45V43H223V41L221 42V40H223V39H221V40ZM249 40V39H248ZM250 40V41H251ZM259 40V39H258ZM49 41V40H48ZM54 41V40H53ZM52 41V42H53ZM144 41V42H145ZM152 41V42H153ZM224 42V43H227V42ZM231 41V40H230ZM250 41H248V42H250ZM257 41V40H256ZM88 42V41H87ZM141 42H143V40L141 41ZM151 42V43H152ZM160 42V41H159ZM158 42V43H159ZM162 42V41H161ZM175 44H176V42L175 41H173ZM180 42V41H179ZM179 42H177L178 44H179ZM187 42H189V41H187ZM217 42H215V43H217ZM229 42V41H228ZM238 42V43H239ZM252 42V44L254 43V41H251ZM260 42H261V40H259V41H257L256 43L257 44H260ZM45 43H47V42H45ZM74 43H77L76 42V40H75V42ZM112 43V42H111ZM150 43V42H149ZM181 43V42H180ZM194 43H195V41H194ZM224 43H223V45H224ZM229 43H231V42H229ZM228 43V44H229ZM241 44L242 43H244V42H240ZM41 44V43H40ZM48 44V43H47ZM53 44H55V43H53ZM135 44V43H134ZM142 44H144V43H142ZM146 44V43H145ZM161 44V43H160ZM182 44V43H181ZM187 44V43H186ZM185 44V45H186ZM219 44V45H220ZM247 44H250V43H247ZM246 44V46L248 47V45ZM20 45V44H19ZM44 45V44H43ZM42 45V46H43ZM151 45V44H150ZM149 45V46H150ZM152 45H154V44H152ZM156 45V44H155ZM190 46H191V43L189 44ZM194 45V44H193ZM215 45V44H214ZM231 45L232 44H229V48H231ZM235 45V44H234ZM237 45V44H236ZM239 45V44H238ZM238 45H237V47H238ZM243 45H245V43L243 44ZM251 45V44H250ZM41 46V45H40ZM146 46V45H145ZM181 46V45H180ZM216 47H218V45H215ZM215 46H213L214 48H216ZM233 46V45H232ZM246 46H244V47H246ZM254 46H257V45H254ZM253 45H252V47H254ZM259 46V45H258ZM81 47V46H80ZM79 47V48H80ZM153 47V46H152ZM224 50L225 49H227V47H228V45H227V47L224 45ZM241 47V46H240ZM260 47V46H259ZM53 48V47H52ZM111 48V47H110ZM219 48H222V49H220V50H223V47H220L219 46ZM229 48H228V50H229ZM233 48V47H232ZM243 48V47H242ZM42 48H40V50H41ZM81 49V48H80ZM233 49H236V46H235V48H233ZM56 50V49H55ZM54 49L52 50V51H55ZM125 50V49H124ZM217 50H219L218 48H217ZM238 50V49H237ZM89 51V50H88ZM87 51V52H88ZM108 51V50H107ZM126 51V50H125ZM170 51H172V50H170ZM213 49H212V53H213ZM216 51V50H215ZM173 52V51H172ZM172 52H171V55H173L172 54ZM208 52V51H207ZM221 52V51H220ZM225 52V51H224ZM234 51H232L231 53H233ZM238 52V51H237ZM236 51H235V53H237ZM55 53V52H54ZM86 53V52H85ZM108 53V52H107ZM109 53H111L110 51H109ZM174 53V52H173ZM216 53V52H215ZM226 53H227V51H226ZM58 54V53H57ZM102 54H104V53H102ZM126 54V53H125ZM125 54H123V55H125ZM128 54V53H127ZM130 54V53H129ZM149 54H151V53H149ZM167 54H170V52L169 53H167ZM166 54V55H167ZM187 54V53H186ZM185 54V55H186ZM191 54H193V53H191ZM195 54V56H196V53H194ZM230 54V53H229ZM90 55V54H89ZM107 55V54H106ZM109 55V54H108ZM107 55V56H108ZM111 55H113V54H111ZM115 55V54H114ZM113 55V56H114ZM171 55H170V57H171ZM179 55V54H178ZM183 55L184 54H182V56L180 57V59H182V57H183ZM185 55H184V58H185ZM188 55V54H187ZM200 55V54H199ZM218 55H219V53H218ZM218 55H212V54H206V55H200V56H198V57H196L194 60L198 63V61H202V63L204 62V63H212V62H216V61H213L214 59H216L217 60V58H219V57H221L222 59L224 58L226 61H225V63L227 64V65H229V66H232L233 68L231 69V71L230 72H228L226 75L227 76H225V77H222V76H214L213 74V76H212V78H210V79H203L202 78V80H200L199 82H197V80L194 82V83H192L191 84V82H185V83H190V85L189 84H185V87H184V85L182 86L183 88H185V90L186 89H188L189 91H190V93H188L187 95H183V94H180V95H183V98H184V103L186 104L187 103V105H188V102H191V104H193V105H196V103H198V104H200L201 106H203V108L205 109V111L207 112V114L213 119V120H215V121H218V122H222V123H224L225 125H229V123L230 122H232V121H234L236 118H237V128L238 129H244V125H245V123H244V121H240L239 119H238V116L240 115V113H238L239 111H237L233 106H231V105H227V104H225L224 102L223 103H221V101H220V103H218L217 102V100H216V98H214V97H228V96H230L232 93H233V91L235 90V89H237L238 88V86L240 85V83L241 82H243V80L244 79H249V81L250 80H262V81H264V60H260V61H254L255 63L254 64H256L255 65V69L253 68V70H250V68L247 66L248 64L247 63H244V64H242V66H241V64H239V62H237V63H233V62H229L228 61V59H229V57L230 56H226V55H221V56H218ZM235 55H237V54H235ZM234 55V56H235ZM39 56V55H38ZM133 56V55H132ZM131 56V57H132ZM154 56V55H153ZM190 56H193V55H190ZM195 56H193V57H195ZM128 57H129V55H128ZM127 57V58H128ZM140 57H141V55H140ZM164 57V56H163ZM163 57L161 58L162 60H163ZM167 58L169 57L168 55L166 56ZM174 57V56H173ZM178 56H177V58H176V62H177V59L179 58ZM236 57V56H235ZM234 57V58H235ZM104 58H105V55H104ZM113 58V57H112ZM117 57H115L114 58V60L116 59ZM124 58V57H123ZM126 58V59H127ZM186 58H188L189 59V56L188 57H186ZM190 58H192V57H190ZM237 58V57H236ZM256 58H258V57H256ZM68 59H69V61H68ZM111 59V58H110ZM148 59H149V57H148ZM161 59H159L160 61H161ZM165 59L166 58H164V61H165ZM169 59V58H168ZM168 59H166V60H168ZM171 59V58H170ZM179 59V60H180ZM187 59V60H188ZM254 59V58H253ZM261 59V58H260ZM112 60V59H111ZM128 60H130V62H131V60L132 59H128ZM128 60H126V61H128ZM172 60V59H171ZM186 60V61H187ZM193 60V61H194ZM248 60V59H247ZM246 60V61H247ZM255 60H257V59H255ZM108 61H109V58H108ZM115 61H117V60H115ZM115 61H114V64H115V66H116V63H115ZM121 61H123L122 60V58H121ZM121 61H117V62H121ZM125 61V62H126ZM139 61V60H138ZM147 61V60H146ZM157 61V60H156ZM156 61H155V63H156ZM184 61H185V59H184ZM185 61V62H186ZM189 61V60H188ZM219 61H220V58H219ZM19 62V61H18ZM62 62V61H61ZM112 62V61H111ZM148 62V61H147ZM166 62H168V61H166ZM172 62V61H171ZM174 62V61H173ZM173 62H172V64H173ZM183 62V61H182ZM181 62V63H182ZM190 62V61H189ZM196 62H195V64H196ZM223 62V61H222ZM222 62H221V65H222ZM235 62V61H234ZM17 63V62H16ZM20 63H22V62H20ZM123 63H124V61H123ZM154 63V64H155ZM158 63H159V61H158ZM162 63V62H161ZM170 62H168V64H169ZM218 63V62H217ZM250 63V62H249ZM120 64V63H119ZM122 64V63H121ZM128 64V63H127ZM131 63H129V65H130ZM157 64V63H156ZM163 64V63H162ZM167 64V63H166ZM174 64H176L175 62H174ZM180 63L178 62V65H179ZM191 64V63H190ZM247 64V65H246ZM3 65V64H2ZM2 65H1V60H0V73L2 72ZM19 65V64H18ZM17 65V66H18ZM37 64H36V60L34 59V71H36L35 69L37 68V66H36ZM159 65V64H158ZM180 65H182V64H180ZM197 65V64H196ZM205 65V64H204ZM213 64H211V66H212ZM216 65V63L214 64V66ZM117 66H118V64H117ZM122 66H123V64H122ZM133 66V65H132ZM160 66H161V64H160ZM160 66H158V67H160ZM163 66V65H162ZM167 66V65H166ZM165 66V67H166ZM174 66V65H173ZM177 66V65H176ZM185 66H186V64H185ZM200 66V65H199ZM213 66V67H214ZM250 66V65H249ZM21 67H23V66H21ZM32 67V66H31ZM31 67L30 68H28V69H30V70H28L29 71V73H30V71H31V73H33L32 72V69H31ZM32 67V68H33ZM40 67V66H39ZM43 67V66H42ZM152 67V66H151ZM153 67H155V66H153ZM189 67H191V66H189ZM193 67V66H192ZM197 67V66H196ZM251 67V66H250ZM81 69V75L79 76V72H78V70L77 69ZM100 68H102V67H100ZM104 68V67H103ZM118 68V67H117ZM116 68V69H117ZM124 67H122V68H120V69H123ZM164 68V67H163ZM184 68V67H183ZM182 68V69H183ZM215 68H216V66L213 68L214 69V71H215ZM222 69H223V67H221ZM19 69V68H18ZM39 69V68H38ZM97 69V68H96ZM130 69V68H129ZM191 69V68H190ZM213 69L211 68V70L213 71ZM219 69V68H218ZM49 70V69H48ZM77 70V71H76ZM127 70V69H126ZM131 70V69H130ZM181 70V69H180ZM191 70H193V69H191ZM219 70H221V69H219ZM27 71V72H28ZM120 72L122 71V70H119ZM128 71L129 70H127V72L126 73H124L125 75H127L128 74ZM162 71V70H161ZM168 71H171V70H168ZM167 71V72H168ZM176 71H178V70H176ZM175 70L173 71L174 73L176 72ZM182 71H185V69L184 70H182ZM182 71H181V75H182ZM187 71V70H186ZM199 71V70H198ZM202 71L204 72V69H202ZM210 71V70H209ZM26 72V73H27ZM37 72V71H36ZM79 74H78V73ZM124 71H122V73H123ZM172 72V73H173ZM190 72V71H189ZM188 72V73H189ZM200 72V71H199ZM198 72V73H199ZM208 72V71H207ZM224 72V71H223ZM30 73V74H31ZM69 73H67L68 75H69ZM121 73V74H122ZM155 73H156V71H155ZM171 73V74H172ZM173 73V74H174ZM180 73V72H179ZM191 73H193V71H191ZM222 73V72H221ZM250 73H256V74H260V75H257V77H251L249 74ZM30 74H28L27 76L29 77V75ZM48 74V73H47ZM119 74V73H118ZM129 74H132V72L131 73H129ZM167 74V73H166ZM170 74V75H171ZM176 74V73H175ZM184 74V73H183ZM186 74V73H185ZM195 74V73H194ZM210 74V73H209ZM209 74H207V75H209ZM224 74H225V72H224ZM223 74V75H224ZM261 74H263V75H261ZM1 75V74H0ZM26 75V74H25ZM33 75V74H32ZM124 75V76H125ZM133 75V74H132ZM132 75H130V76H132ZM168 75V74H167ZM181 75H179L178 77H180ZM191 75H193V74H191ZM191 75H189L190 77H191ZM201 75V74H200ZM218 75V74H217ZM2 76H3V74H2ZM12 76V75H11ZM24 76V75H23ZM31 76V75H30ZM113 76V75H112ZM118 76V75H117ZM129 75H128V77H130ZM172 76V75H171ZM182 76H184V75H182ZM194 76V75H193ZM192 76V77H193ZM4 77H5V75H4ZM22 77V76H21ZM35 78H36V73H35V76H34ZM71 77V76H70ZM108 77V78H107ZM121 77V76H120ZM167 77V76H166ZM178 77H176V78H178ZM198 77V76H197ZM208 77V76H207ZM10 78V77H9ZM23 78V77H22ZM126 78V77H125ZM134 77H132V79H133ZM155 78V77H154ZM171 78H173V77H171ZM176 78H174V79H176ZM205 78V77H204ZM44 79H46V78H44ZM123 79H124V77H123ZM127 79V78H126ZM131 79V80H132ZM153 79V78H152ZM170 78H168V80H169ZM181 79H183V78H181ZM188 79V78H187ZM186 79V80H187ZM192 79V78H191ZM6 80V79H5ZM33 80H36V79H33ZM146 80V79H145ZM151 80V79H150ZM165 80V79H164ZM164 80H162V78H161V81L165 84V82H166V80H165V82H164ZM171 80H173V79H171ZM171 80H169V81H171ZM177 80H179V81H177V82H180V79H177ZM185 80V79H184ZM185 80V81H186ZM199 80V79H198ZM3 81V83L5 82L4 80H2ZM9 80L7 79V82H8ZM21 81V78L20 79H18V81H16L18 84L19 83H21L20 82ZM49 81V80H48ZM70 81V80H69ZM73 81V83H76V82H74ZM124 83H125V81L124 80H122ZM127 81H129V79L127 80ZM133 81H136V80H133ZM132 81V82H133ZM159 81H160V79H159ZM176 80H174V82H175ZM182 81V80H181ZM261 81V82H262ZM78 82H80V81H78ZM111 82H113V81H111ZM111 82L109 83V85L111 84ZM116 82V81H115ZM123 82H121V83H123ZM157 82V81H156ZM197 82V83H196ZM251 82V81H250ZM15 83V82H14ZM16 83V84H17ZM133 83H135V82H133ZM137 83H138V80H137V82L135 83L136 84V86H137ZM151 83V82H150ZM153 83H155V82H153ZM172 83H173V81H172ZM244 83V82H243ZM247 83H249V82H247ZM252 83V82H251ZM253 83H255V82H253ZM7 84V83H6ZM5 83H4V85L5 86H3V88L4 87H6L7 85H6ZM9 84V83H8ZM12 85H13V83H11ZM77 84H79L80 85V83H76V85ZM100 84H104V86H101ZM126 84H128L127 82H126ZM152 84V83H151ZM157 84V83H156ZM158 84H159V82H158ZM164 84H159V85H164ZM169 84V83H168ZM167 84V86H169ZM171 84V83H170ZM179 84V83H178ZM12 85H10V86H7V88L9 87V92H10V89H11V91L13 92V90L12 89H14V87L15 86H12ZM23 85V84H22ZM109 85H108V87H109ZM112 85H114V84H112ZM112 85H110V87L112 86ZM120 85V84H119ZM129 85V84H128ZM147 85H148V82H147ZM146 85V86H147ZM177 85V84H176ZM243 85V84H242ZM248 85V84H247ZM12 86V87H11ZM19 87L21 86V84H19L18 85ZM115 87H116V85H114ZM114 86H113V88H114ZM124 86V85H123ZM142 86V84L140 85L139 84V87H141ZM145 85H143V87H144ZM152 86V85H151ZM158 85H156L155 87H157ZM167 86H165V87H167ZM171 86H174V85H170L169 86V90L171 89L170 87ZM177 86H179V85H177ZM104 87V88H103ZM107 87V88H108ZM108 88V89H111V88ZM128 87V86H127ZM176 87V86H175ZM175 87H173L172 89H174ZM125 89H126V87H124ZM142 88V87H141ZM145 88H147V87H145ZM144 88V89H145ZM152 88V87H151ZM157 88H159V86L157 87ZM179 88H180V86H179ZM241 89H243L242 87H240ZM5 89V88H4ZM19 89V88H18ZM18 89L16 90V89H14V90H16V91H18ZM115 89V88H114ZM130 89V88H129ZM149 89V87L147 88V90ZM160 89V88H159ZM161 89L162 90H160L161 91V93H164V90H163V88L161 87ZM168 89V88H167ZM131 90V89H130ZM168 90V91H169ZM1 91V90H0ZM6 91V90H5ZM5 91L3 90L2 91V93L4 94L5 93ZM112 91V90H111ZM127 91V90H126ZM167 91V92H168ZM173 91V90H172ZM179 92L180 90H176V91H174V92ZM181 91H182V89H181ZM184 91V90H183ZM196 91H200V92H204L203 94H197L196 93ZM11 92V93H12ZM20 92H22V91H18L17 92V94L18 93H20ZM133 91H131V93H132ZM149 92H150V90H149ZM152 92H154V90L152 91ZM170 92V91H169ZM27 93V92H26ZM26 93L25 92H23L20 96H18L17 94H16V96L17 97H13V98H11V95L9 96V97H7V95H5L6 97H4L3 99H4V101H3V104L0 106V117H2V116H4V117H6V114L8 115V114H11V116H15V115H17V111H18V108L21 106V105H23L22 103L23 102H25V98L27 97L26 96ZM155 93H156V91H155ZM170 93H172V95L174 96V94H173V92H170ZM170 93H166V94H169V96H170ZM179 93H182V92H179ZM1 94V93H0ZM3 94H2V96H3ZM157 94V96H158V92L156 93ZM156 94H153V95H155V97H157L156 96ZM165 94V95H166ZM176 94V93H175ZM178 94V93H177ZM206 95V97H205V95ZM15 95V94H14ZM29 95V94H28ZM160 95V94H159ZM165 95H163V96H165ZM171 95V96H172ZM202 95H204L203 97H205L206 99L204 100L203 98V104H201V103H199L198 102V99L202 96ZM32 96V95H31ZM82 96V95H81ZM143 96V95H142ZM169 96H165L166 97V99L169 97ZM170 96V97H171ZM176 96V95H175ZM178 96L179 95H177V98H178ZM30 97V96H29ZM80 97V96H79ZM162 97V96H161ZM164 97V98H165ZM181 97V96H180ZM82 98V97H81ZM163 98V97H162ZM162 98H161V100H162ZM211 99V98H213V99H215L214 101L215 102H217V103H214V102H212V101H210L209 99ZM219 98H218V100H219ZM220 98V99H221ZM30 99V98H29ZM85 99V98H84ZM136 99V98H135ZM156 99V98H155ZM158 99V98H157ZM223 99V98H222ZM221 99V100H222ZM1 100V99H0ZM88 100V99H87ZM168 100V99H167ZM173 100V99H172ZM177 100V99H176ZM175 100V101H176ZM2 101V100H1ZM90 101H92V100H90ZM163 101V100H162ZM169 101V100H168ZM181 101V100H180ZM183 101V100H182ZM185 101H187V102H185ZM31 102V101H30ZM84 102H85V100H84ZM88 102V101H87ZM95 102H94V104H95ZM165 102H167L166 100H165ZM36 103V102H35ZM89 103V105H90V102H88ZM92 103V102H91ZM169 103V102H168ZM170 103H172L171 101H170ZM177 103H179L178 101H177ZM183 103V104H184ZM123 104V105H122ZM172 104H174V103H172ZM181 103H179V105H180ZM182 104V105H183ZM45 105V104H44ZM88 105V106H89ZM92 105V107L91 106H89L88 108H95L96 106L95 105H93V104H91ZM120 105H122L123 107H124V109L122 110V108H121V106ZM126 105H128V107L126 106ZM130 105L133 107V108H130ZM178 105V106H179ZM190 105V104H189ZM181 106V105H180ZM185 106V105H184ZM183 106V107H184ZM22 107V106H21ZM20 107V108H21ZM26 107V114H29L28 112H27V105L25 106ZM37 107V106H36ZM35 107V108H36ZM167 107V106H166ZM175 107H177L176 105H175ZM20 108H19V110H20ZM31 108H33V107H31ZM23 109V108H22ZM29 109H30V107H29ZM40 109H42V108H40ZM92 109V110H93ZM96 109V108H95ZM139 109H141V108H139ZM177 109H179V108H177ZM33 110V109H32ZM39 110V109H38ZM88 110H90V109H88ZM143 110V109H142ZM157 110V109H156ZM180 110H182V109H179L178 111H180ZM21 111V110H20ZM20 111H19V115H20ZM24 111V110H23ZM91 111V110H90ZM90 111H88V113L90 114V116L88 117L89 119H88V123H87V125H89V124H91L92 122H93V120H95L93 117H94V115L93 114H91L90 113ZM94 111V110H93ZM96 111V110H95ZM98 111V110H97ZM97 111H96V113H97ZM137 111H139V110H137ZM22 112V111H21ZM25 112V111H24ZM34 112V111H33ZM32 112V113H33ZM43 112V111H42ZM41 112V113H42ZM87 112V111H86ZM125 112V113H124ZM175 112V111H174ZM184 112H186V111H184ZM30 113H31V110H30ZM36 113V112H35ZM67 113V112H66ZM99 113V112H98ZM135 113V115H136V113L137 112H134ZM177 113V112H176ZM179 113L180 112H178V114H176L177 116L179 115ZM182 113H183V111H182ZM34 114V113H33ZM32 114V115H33ZM36 114H38V113H36ZM64 114H65V112H64ZM181 114V113H180ZM31 114H29L28 116H30ZM46 115V114H45ZM69 115V114H68ZM98 115V114H97ZM129 115H131L133 118H132V121H129V117H131V116H128ZM134 115V116H135ZM146 115H148V114H146ZM183 115H184V113H183ZM262 115V114H261ZM25 116H27V115H25ZM25 116H23V117H25ZM34 116V115H33ZM36 116H38V115H36ZM65 116V115H64ZM137 116H138V114H137ZM136 116V117H137ZM145 116V115H144ZM149 116H150V113H149ZM176 116V117H177ZM182 116V115H181ZM180 116V117H181ZM185 116V115H184ZM183 116V117H184ZM21 117V116H20ZM22 117V118H23ZM35 117V116H34ZM34 117H32L33 119H34ZM67 117V116H66ZM78 117V116H77ZM129 119H128V118ZM155 117V116H154ZM179 117V116H178ZM10 118H12V117H10ZM16 118V117H15ZM22 118H20V119H22ZM26 118V120L27 119H29V118H31V117H29V118H27V117H25ZM5 119V118H4ZM8 119V117L5 119V120H7ZM18 119V116H17V118H16V121H18L17 120ZM57 119V118H56ZM68 119V118H67ZM97 119V118H96ZM105 119V120H106ZM186 119V118H185ZM15 119H13V121H14ZM24 120V119H23ZM30 120V119H29ZM35 120V119H34ZM38 120L39 119H37V121L36 122H38ZM44 120V119H43ZM97 120H99V119H97ZM131 120V119H130ZM155 120V119H154ZM183 120V123H186L185 122V120L184 119H182ZM9 121V120H8ZM12 121V120H11ZM41 121V120H40ZM39 121V123L40 124H42L41 122ZM50 121H51V119H50ZM57 121V120H56ZM69 121V120H68ZM78 121V120H77ZM150 121H148V122H150ZM157 121V120H156ZM180 121V120H179ZM4 122V121H3ZM20 122V121H19ZM67 122V121H66ZM70 122V121H69ZM68 122V123H69ZM95 122H96V120H95ZM105 122V121H104ZM164 122V121H163ZM165 122H166V120H165ZM180 122H182V121H180ZM25 123V122H24ZM33 123V122H32ZM30 124V125H33V124ZM35 123V122H34ZM108 123V122H107ZM167 123H168V121H167ZM167 123H166V127H167ZM7 124V123H6ZM11 124H13V123H11ZM10 124V125H11ZM14 124H15V121H14ZM13 124V125H14ZM18 124V123H17ZM105 124H106V122H105ZM104 124V125H105ZM165 124V123H164ZM20 125H21V123H20ZM23 125V124H22ZM26 126H27V124H25ZM35 125V124H34ZM37 125V124H36ZM35 125V126H36ZM43 126H41V128L42 127H44V124H42ZM75 125V124H74ZM77 125V124H76ZM84 125V124H83ZM83 125H81L83 128L84 127H88L86 124V126H83ZM107 125V124H106ZM107 125V126H108ZM151 125H152V129H150L151 128ZM163 125V124H162ZM171 125V124H170ZM16 126V125H15ZM34 126V127H35ZM39 126V127H40ZM69 126L71 127V124H69ZM73 126V125H72ZM90 126V125H89ZM92 126H93V123H92ZM99 125H95V128H98L97 130H99L98 132H99V135L101 136V137H103V131L100 129L101 127H98ZM100 126H102V124L100 125ZM107 126H105V127H107ZM8 127V125H6V128ZM10 127H12V125L10 126ZM14 127V126H13ZM17 127H19V126H17ZM21 127V126H20ZM33 127V126H32ZM37 127H38V125H37ZM38 127V128H39ZM70 127H68V128H70ZM81 127V129H82V131H83V128ZM94 127V126H93ZM92 127V128H93ZM103 127V126H102ZM174 127V126H173ZM261 128H262V126H260ZM3 128H5V127H3ZM3 128H1V129H3ZM5 128V129H6ZM45 128V127H44ZM75 128H76V126H75ZM74 128V130H76ZM85 128V129H86ZM90 128V127H89ZM0 129V130H1ZM9 129V128H8ZM8 129H6V130H8ZM13 129V128H12ZM33 129V128H32ZM73 129V128H72ZM80 129V130H81ZM85 129H84V131H85ZM109 129V128H108ZM108 129H105V130H108ZM17 130V129H16ZM16 130H14V132H7L6 131V133H8L6 136H7V138L5 139L6 140V142H5V140L4 139H0V146H2L3 144H8V143H11V141H12V145H9L8 144V146H5V148H3V149H1L0 150V152H2V154H1V159H0V161H5L6 163H9V165H7V166H5L6 168H8V171L9 172H7V173H10V172H12V174H13V176H15V178L17 179V180H13L14 182L15 181H17L18 182V180L19 181H21V182H19L20 184L22 183L23 185H24V187L22 186V187H20L19 185L20 184H15V185H12V184H10V183H12L11 182V180L9 179V175H4V174H2V176L0 177V192H1V194H0V196H2L3 198H2V202L0 201V264H48V261H49V259H48V257L47 256H49V252H47V251H45L44 249L42 250V248H43V239H44V237L41 239V241H42V243H41V245H42V247H41V250L42 251H39V249L34 245V247H36V249H38V251L39 252H42L43 253V256H42V258H41V255L39 256L41 259H39V257L36 259V261H35V259H34V257H35V253H36V249L34 250V248H33V246L31 245L33 242V244H35V241H33V236H34V239L36 240V239H38L39 237H41V236H46V230H49V224L51 223L49 220V222L46 220V219H48V217H47V215H46V219H44V217H42L43 216V214L41 215L40 214V212H38L39 210H40V208L42 207V206H44L43 204H46L45 202H47V201H49V199H57L56 197H58V196H60V194H58V193H56V189H57V191H58V189H60L61 188V186H60V188L57 186V185H55V183H54V185L55 186H57V188H55V186L54 185H50V183H48V182H54L55 181V179H53V180H51V181H48L47 182V180H48V177L50 178V175H47V174H49V172H48V170H46V165H44L43 164V166H42V164L41 163H39V162H41L39 159H32L31 158V153H34V155L38 152V151H42V149H46V150H48V151H50L49 150V148L52 146L51 144V146L49 147V143H48V140L46 141V137L45 136H43L42 138L44 139V140H42V141H44L43 143H41V142H39L38 140H36V137H38V136H36L35 137V135H34V132L32 131V132H28V133H26V131H24L23 129V131L21 132H19V133H17V131ZM19 130H21L20 128H19ZM29 130H30V128H29ZM37 131H39L38 129H36ZM70 130V129H69ZM79 129H78V131H80ZM93 130V129H92ZM212 131H216L217 130V127H215V128H213V129H211ZM16 131V132H15ZM31 131V130H30ZM42 131V130H41ZM77 131V130H76ZM78 131H77V134H78ZM84 131H83V134H84ZM177 131V130H176ZM175 130L173 131L174 133H177ZM4 132V131H3ZM36 132V131H35ZM40 132V131H39ZM37 133V134H41V133ZM59 132V131H58ZM74 132V131H73ZM81 132V131H80ZM79 132V133H80ZM95 132V131H94ZM105 133L107 132V131H104ZM70 133V132H69ZM76 133V132H75ZM91 133H92V131H91ZM104 133V134H105ZM111 133V132H110ZM3 134V133H2ZM44 134V133H43ZM71 135L73 134V133H70ZM70 134H69V136H70ZM81 134V133H80ZM83 134H81L82 135V137L85 135H83ZM92 134H94V133H92ZM109 134V131L107 132V135ZM0 135H1V133H0ZM55 135H58V133L57 134H55ZM89 135V134H88ZM87 135V137H89ZM98 135V134H97ZM98 135V136H99ZM106 135V134H105ZM106 135V137L108 138V136ZM178 135V134H177ZM51 136V135H50ZM67 136H68V134H67ZM75 136H77V137H79V135H75ZM99 136V137H100ZM4 137V135H2V138ZM45 137V138H44ZM57 137V136H56ZM91 138H92V136H90ZM89 137V138H90ZM106 137H104V138H106ZM5 138V137H4ZM40 138V137H39ZM39 138H37V139H39ZM60 138V132H59V137L57 138V139H59ZM69 138V141H70V137H68ZM104 138H100V139H103V140H106V139H104ZM7 139H8V143H7ZM9 139H11V141L9 140ZM49 139V138H48ZM57 139H55V140H57ZM60 139H63V137L62 138H60ZM78 140H81V139H79V138H77ZM85 139H87V138H85ZM100 139H99V142H100V144H101V141H100ZM1 140H4V142L3 141H1ZM40 140V139H39ZM64 141H65V139H63ZM66 140H68V139H66ZM83 140V139H82ZM90 140V139H89ZM178 140H180V142H178ZM60 141L61 140H59V143H58V140L57 141H54L53 140V143H58L60 146H61V143H60ZM87 141H88V139H87ZM87 141H85V142H87ZM108 141V140H107ZM61 142H63V141H61ZM67 142V141H66ZM92 142V141H91ZM105 142V141H104ZM117 142V141H116ZM116 142H115V145H116V147H118L117 146V144H116ZM52 143V142H51ZM65 143V142H64ZM64 143H62V144H64ZM70 143V142H69ZM68 143V144H69ZM88 143V142H87ZM90 143V142H89ZM88 143V144H89ZM107 143V142H106ZM178 143H180V144H178ZM78 144V143H77ZM80 144H81V141H80ZM79 144V146L78 147H80L81 145ZM84 145L82 146V147H84L85 146V144L86 143H83ZM91 144V143H90ZM105 144V143H104ZM108 144V143H107ZM186 144H189V145H191L192 143H186ZM65 145H66V143H65ZM56 146V145H55ZM86 146H87V144H86ZM97 146V145H96ZM62 147V146H61ZM65 147V146H64ZM70 147V144H69V146H68V148ZM72 147H74V145H72ZM78 147H77V149H78ZM100 147H102V145L101 146H99L98 147V149H100ZM105 146H103V148H104ZM95 148V147H94ZM103 148H101V149H103ZM55 149V148H54ZM54 149H52V150H54ZM75 149H76V146H75ZM76 149V150H77ZM97 149V150H98ZM123 149V150H124ZM73 150V149H72ZM81 150V149H80ZM114 150H116V149H114ZM100 151V150H99ZM104 151H106L105 149H104ZM122 151V150H121ZM131 152V155L132 156H130V152ZM45 152V151H44ZM83 152V151H82ZM98 152V151H97ZM103 152V151H102ZM119 152V151H118ZM43 153V152H42ZM99 153V152H98ZM129 153V154H128ZM153 154L152 156H151V154ZM46 154V153H45ZM61 154V153H60ZM119 155V154H118ZM120 155L122 156V154H121V152H120ZM54 156V155H53ZM82 156V155H81ZM120 156V158L118 159V160H120L121 161V157ZM125 156H123V158L122 159H125V158H127V157H125ZM30 158L29 160L27 159V158ZM125 157V158H124ZM99 159V158H98ZM116 159V158H115ZM128 159V158H127ZM24 160H26V162H24ZM108 160V159H107ZM81 161V160H80ZM100 161V160H99ZM103 161V160H102ZM107 162V161H106ZM114 162V161H113ZM124 161H122V163H123ZM126 162V161H125ZM45 163V162H44ZM97 163V162H96ZM105 163V162H104ZM103 163V164H104ZM115 163V162H114ZM121 163V162H120ZM127 163V162H126ZM41 164V165H40ZM114 165V164H113ZM117 165H119V162H118V164ZM123 165V167H124V163L122 164ZM103 166V165H102ZM121 166V165H120ZM127 165H125V167H126ZM128 166H127V169H128ZM5 167H3V168H5ZM80 167V166H79ZM104 167V166H103ZM108 167V166H107ZM119 168V167H118ZM117 168V169H118ZM133 168H136L135 170H132ZM197 168V169H196ZM107 169V168H106ZM126 169V170H127ZM0 170H2L1 168H0ZM61 170V169H60ZM59 170V171H60ZM119 170V169H118ZM5 171V170H4ZM50 171V170H49ZM81 171V170H80ZM63 172V171H62ZM79 172V171H78ZM107 172H108V170H107ZM116 172H117V170H116ZM119 172V171H118ZM55 173V172H54ZM60 173V172H59ZM66 173V172H65ZM129 173V172H128ZM133 173V172H132ZM131 173V174H132ZM53 174V173H52ZM51 174V175H52ZM58 174V173H57ZM60 174H62V173H60ZM64 174V173H63ZM71 174H73V173H71ZM112 174V173H111ZM110 174V175H111ZM113 174H114V172H113ZM138 173H136V175H137ZM55 175H56V173H55ZM65 175V174H64ZM78 175V174H77ZM80 175V174H79ZM109 175V176H110ZM73 176L74 175H71V182H72V179H73ZM75 176H76V174H75ZM54 177V176H53ZM66 177V176H65ZM78 176H76V178H77ZM87 177V176H86ZM121 177V176H120ZM52 178V177H51ZM57 178V177H56ZM75 178V179H76ZM82 178V177H81ZM80 178V180H82V182H83V179H81ZM83 178H84V176H83ZM65 179V178H64ZM64 179H63V181H64ZM67 179V178H66ZM70 179V178H69ZM69 179H67V180H69ZM79 179V178H78ZM119 180H120V178H118ZM79 180V181H80ZM132 180V179H131ZM78 181V180H77ZM78 181V182H79ZM115 181V180H114ZM135 181V180H134ZM16 182V183H17ZM59 182V181H58ZM66 182V184H68L67 183V181H65ZM65 182L63 183V184H65ZM73 182H75L74 180H73ZM72 182V183H73ZM132 182H133V180H132ZM139 182V181H138ZM60 183H61V181H60ZM60 183H57V184H60ZM61 183V184H62ZM81 183V182H80ZM136 183V182H135ZM116 184V183H115ZM119 184H123V182H119ZM138 184V183H137ZM74 185V184H73ZM77 185V184H76ZM82 185V184H81ZM113 185V184H112ZM117 185V184H116ZM140 185H141V183H140ZM49 186V187H48ZM51 186V187H50ZM52 186H54V188L52 187ZM70 186H71V183H70ZM78 186H80V184H78ZM123 186H124V184H123ZM76 187V186H75ZM113 187V186H112ZM116 187V186H115ZM137 187H138V185H137ZM152 187V188H151ZM109 189V188H108ZM119 187L118 188H115L113 191H115V193H118L119 192ZM144 189V188H143ZM61 190V189H60ZM110 190V189H109ZM112 190V189H111ZM139 190V189H138ZM122 190H120V192H121ZM134 191V190H133ZM137 191V190H136ZM227 191H229V192H227ZM234 191V192H233ZM122 193V192H121ZM128 193V194H127ZM130 193H132V192H130ZM129 192H126V195H128L129 196V194H130ZM133 193H135V192H133ZM55 194H57L58 196H55L54 197V195ZM133 195V194H132ZM224 195H228L229 196V198H227L228 200H224V198H223V196ZM110 196H111V194H110ZM110 196H108V197H110ZM119 196H121V194L120 195H118L117 196V200H118V197ZM131 196V195H130ZM145 196V195H144ZM112 198H113V196H111ZM110 197V198H111ZM123 197V196H122ZM132 197V196H131ZM225 197V196H224ZM116 198V197H115ZM115 198H114V200H115ZM120 198V197H119ZM135 198V197H134ZM252 198V199H251ZM3 199H4V201H3ZM121 199V198H120ZM132 199H133V197H132ZM143 198L141 197V200H142ZM145 199V198H144ZM0 200H1V198H0ZM55 200H54V202H55ZM106 200V199H105ZM135 200V199H134ZM134 200H133V202H134ZM58 201V200H57ZM109 201H111V199L109 200ZM130 201V202H129ZM140 201V200H139ZM59 202V201H58ZM112 202H114V201H112ZM111 202V203H112ZM136 202H137V200H136ZM135 202V203H136ZM141 202V201H140ZM143 202H144V200H143ZM254 202V203H253ZM257 202V201H256ZM38 203L41 205V207L40 208H38L39 206H38ZM49 203L51 204V203H53L52 201H49ZM110 203V202H109ZM109 203H108V205H109ZM116 203V202H115ZM134 203V204H135ZM56 204H58V203H56ZM55 204V205H56ZM113 204V203H112ZM111 204V206L113 207V205ZM141 205V204H140ZM139 205V206H140ZM49 206H51V205H48L47 204V206L45 205V209H44V212H45V210H46V212L48 213L49 212V214L51 213V208H50V210L51 211H48V209H47V207L49 208ZM136 206V205H135ZM142 206V205H141ZM248 207V206H247ZM106 208H108V207H106ZM240 208V207H239ZM245 208H246V206H245ZM117 209V208H116ZM116 209H114V210H116ZM237 209V210H236ZM140 210H144V211H142L141 213H140ZM242 210V209H241ZM41 211H43V210H41ZM43 212V213H44ZM45 212V213H46ZM108 212V211H107ZM121 212V211H120ZM144 212V213H143ZM44 213V214H45ZM67 213V212H66ZM114 213H116V211L114 212ZM239 213V212H238ZM39 214H40V216H39ZM52 214V213H51ZM50 214V215H51ZM64 214V213H63ZM106 214V213H105ZM121 214H119L118 216L120 217L121 216ZM49 215V216H50ZM117 215V214H116ZM168 217H167V216ZM37 216H39V218L37 217ZM104 216V215H103ZM106 216V215H105ZM107 216H110V215H107ZM106 216V217H107ZM41 217L43 218V219H41ZM113 217V216H112ZM118 217V218H119ZM236 217V216H235ZM105 218V217H104ZM108 218V217H107ZM109 218H111V217H109ZM121 218H123V217H121ZM114 219V218H113ZM120 219V218H119ZM51 220V219H50ZM106 220V219H105ZM111 220V219H110ZM123 220V219H122ZM250 220V219H249ZM52 221V220H51ZM107 221H109L108 219H107ZM116 221H117V218H116ZM116 221H114V223L116 222ZM120 221V220H119ZM124 221H121L122 223L124 222ZM255 221V220H254ZM261 221V220H260ZM259 221V222H260ZM53 222V221H52ZM110 222V221H109ZM113 222V220L110 222V223H112ZM169 222V225L167 224ZM250 222V221H249ZM252 222H253V220H252ZM93 223V222H92ZM118 223V222H117ZM113 224V223H112ZM166 224L168 225V226H166ZM253 224V226H254V223H252ZM106 225H108L107 223H106ZM110 226H111V224H109ZM108 225V226H109ZM116 225V224H115ZM51 226V225H50ZM105 226V225H104ZM116 226H118V224L116 225ZM239 226V225H238ZM246 226V225H245ZM48 227V228H47ZM115 227V226H114ZM119 227V226H118ZM118 227H116V228H118ZM255 227H257V226H255ZM100 229H101V227H100ZM110 229V228H109ZM112 229V228H111ZM263 229V228H262ZM116 230V229H115ZM114 230V231H115ZM264 230V229H263ZM44 231H46V232H44ZM111 231V230H110ZM113 231V232H114ZM112 232V231H111ZM230 232H233L234 234H236L237 235V233H238V236H240V237H242V239L241 240H239V238H237V237H235V238H230V237H228V235H229V233ZM244 232V231H243ZM115 234H116V231H115ZM114 233H112V235H115ZM240 234V235H239ZM58 235V239L57 240H59V241H61L60 239H65V238H67V237H65L64 238V236H62V238H60L59 239V237L61 236V234H57ZM64 235V234H63ZM112 235H110V236H112ZM165 235V236H164ZM85 236V235H84ZM107 236V235H106ZM48 237H50V236H48L47 235V238ZM88 237V236H87ZM86 236H85V238H87ZM89 238V237H88ZM88 238H87V240H88ZM93 238V237H92ZM107 238V237H106ZM49 239V238H48ZM47 239V240H48ZM46 240V239H45ZM46 240V241H47ZM106 240H108V238L106 239ZM105 240V241H106ZM106 241L105 243H106V246H108V247H110V248H107L106 249V252H107V250H109V249H111V245L113 246V242L112 241ZM33 241V242H32ZM38 241V240H37ZM40 240H39V242H41ZM46 241H45V243H46ZM85 242V241H84ZM87 242H91V241H87ZM103 244V243H102ZM36 245H38V244H36ZM81 245H83V243L81 244ZM88 245H89V243H88ZM88 245H84V246H86L85 248H87V246ZM147 245V246H146ZM39 247V246H38ZM77 247V246H76ZM79 247V246H78ZM82 247V246H81ZM91 247H94V245L93 246H91ZM91 247H89V248H91ZM40 248V247H39ZM85 248H83L82 247V249H85ZM88 248V249H89ZM102 248V247H101ZM135 248V247H134ZM47 249V248H46ZM78 249H80V248H77V250ZM93 249V248H92ZM94 249H95V247H94ZM93 249V251H95ZM103 249L105 250V248L103 247ZM102 249V250H103ZM53 250H55L54 248L52 249V251ZM73 251H74V249H72ZM71 249H70V251H72ZM101 250V251H102ZM45 251V252H44ZM86 251V250H85ZM84 250L83 251H81V252H85ZM89 251V250H88ZM39 252H37V253H39ZM47 252V256H44V254ZM75 252V253H74ZM72 254H75V255H77L76 253H78V251H74ZM92 252V251H91ZM97 252V251H96ZM103 252H105V251H103ZM36 253V254H37ZM55 253V252H54ZM53 253V254H54ZM70 253V252H69ZM80 253V252H79ZM88 253V252H87ZM102 253V252H101ZM86 254V253H85ZM103 254H105V253H103ZM71 255V254H70ZM78 256V255H77ZM86 256H88L87 254H86ZM86 256H82V258H81V254H80V256H79V258H81V259H79V260H81V261H84V260H86L87 258H85ZM72 257H74V255L72 256ZM89 257L90 256H88V259H89ZM52 258V257H51ZM77 259H78V257H76ZM75 258V259H76ZM83 258H85V259H83ZM106 258V257H105ZM103 259V260H105V261H103L102 260V258L100 259V260H102V262H106V259ZM128 258V259H127ZM39 259V260H38ZM83 259V260H82ZM87 259V260H88ZM127 259V260H126ZM38 260V261H37ZM50 260H52V259H50ZM86 260V261H87ZM108 260V259H107ZM146 260V259H145ZM78 262V263H83V262ZM53 262V261H52ZM100 263V262H99ZM108 263V262H107ZM106 263V264H107ZM114 264H115V262H113ZM112 263V264H113ZM49 264H51V261H49ZM105 264V263H104Z\"/></svg>","mask_w":264,"mask_h":264}]
</instances>
